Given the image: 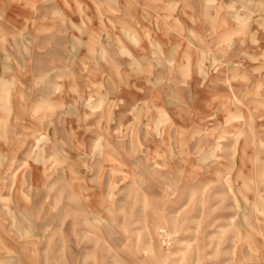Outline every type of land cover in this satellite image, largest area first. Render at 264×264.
<instances>
[{
  "label": "rangeland",
  "instance_id": "1",
  "mask_svg": "<svg viewBox=\"0 0 264 264\" xmlns=\"http://www.w3.org/2000/svg\"><path fill=\"white\" fill-rule=\"evenodd\" d=\"M0 264H264V0H0Z\"/></svg>",
  "mask_w": 264,
  "mask_h": 264
}]
</instances>
